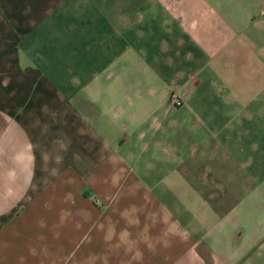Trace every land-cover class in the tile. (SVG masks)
Returning <instances> with one entry per match:
<instances>
[{"label": "crops", "instance_id": "0c3cea01", "mask_svg": "<svg viewBox=\"0 0 264 264\" xmlns=\"http://www.w3.org/2000/svg\"><path fill=\"white\" fill-rule=\"evenodd\" d=\"M0 264H264V0H0Z\"/></svg>", "mask_w": 264, "mask_h": 264}]
</instances>
